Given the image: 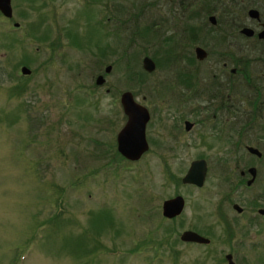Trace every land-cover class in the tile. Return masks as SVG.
<instances>
[{
    "label": "rangeland",
    "instance_id": "374dc122",
    "mask_svg": "<svg viewBox=\"0 0 264 264\" xmlns=\"http://www.w3.org/2000/svg\"><path fill=\"white\" fill-rule=\"evenodd\" d=\"M141 1L11 0L12 17L0 14V111L14 114L18 105L33 104L19 121H0V264H225L229 235H236L233 243L241 245L239 226L247 224L249 239L256 240L236 247V260L264 264V218L249 221L246 212L226 226L219 218L223 193L214 174L201 189L181 185L193 157H174L176 152L173 157H157L160 151L155 148V155L152 149L137 161L109 157L117 152L116 133L126 119L121 92L131 91L145 105H176L178 58L171 65L155 61L156 70L146 72L142 58L152 57L153 48L131 31L135 23L143 28L163 17L159 12L167 14L168 8L179 11L180 0H156L158 7L136 17ZM187 2L182 0L183 5ZM256 5L261 10L264 0ZM126 20L132 21L127 25ZM39 21V34L49 30L42 41L33 39L31 32ZM70 29L79 33L77 42L68 38ZM169 33L160 27V38ZM177 36L178 31L173 38ZM51 41L63 46L51 48ZM24 53L31 73L26 85L17 89L24 90L9 96V87L21 83L15 76L23 64L15 65L24 60ZM107 65L109 73L104 72ZM98 74L105 77L103 85L95 84ZM158 88L166 94L157 93ZM176 193L186 197L188 206L181 218L167 221L161 205ZM59 200L62 212L54 228L48 219L59 211ZM103 207L101 213H111L113 223L105 222L99 230L92 213ZM223 208L236 215L230 204ZM170 226L175 233H170ZM187 228L201 230L213 244L182 242L179 235ZM83 234L92 237L86 239L88 248L97 244L94 251L84 253L62 243L66 236L73 240ZM169 235L176 240L173 250L170 242L159 241ZM136 245L140 250L126 251Z\"/></svg>",
    "mask_w": 264,
    "mask_h": 264
},
{
    "label": "flooded vegetation",
    "instance_id": "af4514ba",
    "mask_svg": "<svg viewBox=\"0 0 264 264\" xmlns=\"http://www.w3.org/2000/svg\"><path fill=\"white\" fill-rule=\"evenodd\" d=\"M159 3L157 1L151 7H158ZM234 3L235 0L206 1L205 16L201 0H188L186 5L180 0L179 6L176 4L179 11L168 8L167 14L159 12L165 19L176 16L179 25V63L174 75L178 87L176 105L169 101L167 105H145L134 97L146 107L149 115L145 131L146 152L155 148L160 151L155 155L152 150L157 157H173L175 152L174 157H193L180 178L181 185L201 189L210 175L219 177L218 188L223 193L219 218L229 227L233 225L234 218H241L246 212L249 213V221L250 217L264 218V213L260 212L264 209V38L259 37L264 29V9L260 10L256 4L248 6L246 0H238L237 6ZM170 4L172 6L171 1ZM229 5L236 6V10ZM212 8L216 10L212 11ZM251 9H256L257 14H251ZM163 28L167 30L168 26L164 25ZM245 28L250 29L251 33L243 32ZM62 46L63 43L56 42L54 49ZM197 48L203 51L201 55ZM168 62V65L172 64ZM156 66L155 62L153 71ZM157 91L166 94L161 92L167 90L158 88ZM121 110L126 122L127 116L122 106ZM118 132L117 152L109 157H125L117 148ZM194 161H204L202 185L183 181ZM237 194L239 197H236ZM177 195L184 199L183 209L177 216H164L161 205L162 217L167 221L181 218L187 209V199L181 193L163 202ZM240 203H248L249 206ZM226 204L231 205L236 215L224 211ZM248 225L239 226L243 230L238 240L242 246L246 241L256 240V237L249 239ZM184 230L195 231L209 239L207 243H185L206 247L213 244L214 239L203 235L199 229ZM235 240L236 235L230 234L227 239L229 248L224 253L225 264H228V254L235 264H245L236 260L240 250L235 248L241 245L234 244Z\"/></svg>",
    "mask_w": 264,
    "mask_h": 264
},
{
    "label": "trees",
    "instance_id": "16d2710c",
    "mask_svg": "<svg viewBox=\"0 0 264 264\" xmlns=\"http://www.w3.org/2000/svg\"><path fill=\"white\" fill-rule=\"evenodd\" d=\"M206 1H211V0H201V4H202L201 8H202L203 12H206V13H204V16H205V14H207V11L205 10V7H204V4H205ZM260 1H263V0H246V3L248 4V6H252V5H255L256 3L260 2ZM155 4H156V0H155V2H153V1L152 2L151 1L144 2L142 0L141 1V5H140V9H139L137 15H135V16L138 17L139 14L142 13V12L153 10L151 6L155 5ZM150 7H151V9H150ZM125 8H126V6H125ZM218 9H220V8H218ZM262 9H264V7H262ZM211 10L215 11L216 8H212ZM87 15L89 16V18L91 17L89 14H87ZM160 16H162V15H160ZM136 17H135V21L134 22H137ZM131 21L132 20H130V21L126 20L125 24L129 25L131 23ZM160 21H161V23H160ZM166 21H167V23L163 24ZM40 24H42V21H39L37 24H34L32 26V28H31V32L33 34L32 38L37 40V41L38 40L42 41V40L46 39V37L48 36V31H49L48 29H46V30L42 29L43 30L42 34H39L38 30H39ZM135 25H136L135 29H132V31H131V34H132L131 36L138 35L139 36L138 38H139V40H141V42L147 43V44L152 46V48H153L152 57L157 63H159L161 60H164L165 62L166 61L167 62L168 61H177V58H178V47H177L178 46V44H177L178 40L173 38V37L176 36L178 28H179L176 16L169 17V18H166V19L164 18V16L163 17H159V18H153V19H151L149 21V23L145 24V26L143 28H142V26L139 25V23L138 24L135 23ZM164 25L168 26V30H169V28H171L172 33H169V36L166 35L168 37H163L162 36L160 38V35H161L160 34V27H162ZM131 27H133V25ZM70 30L71 31L68 30V32H67V36H69L68 38H70V36H71V40H75L77 42V40L79 38V33L76 30H74V31H72V29H70ZM6 33L8 34V32H6ZM35 34H38V35H35ZM130 40H131V37H130ZM128 43L126 45L127 47L130 46V44H128ZM49 46L51 48H55V46H56L55 41H51L49 43ZM127 47H126L125 50H127ZM125 50H124V53H126ZM23 55H24V57H23L24 60H21L20 63L18 62V64L15 65V67L16 66L18 67L19 65H22V64L23 65H28L29 57H28L27 53H24ZM158 57L162 58V59H159ZM168 63H173V62H168ZM15 78L16 79L17 78L21 79V83H20V80H19V83H15V85H13L12 87H9V92H8L9 96H15L14 93L16 95L21 93L22 89L21 90H17V89L20 86L24 87L26 85L25 81L27 79H25V78H28V76L27 75H22L20 73V74L16 75ZM35 103L36 102H34V104ZM31 105H33V104L29 103V104H22L20 106L18 105L17 112H15L14 114L11 113V110L8 111V112L4 111L5 109L1 110L0 111V121H8V125H10L12 123H15L17 120L19 121L20 118H21V114L22 113H23V115H26V114L28 115L29 114V112H30L29 106H31ZM9 116H12V118L9 117ZM61 190H63L62 192H64V188H62ZM60 203H61V200L58 201L59 211L57 213H55L51 218L48 219V221H52L53 220L54 228H55L56 224L58 222H60L59 218L61 217V212H62V207H61ZM103 209H104V207L101 208L99 212L92 213V215L96 216V220L93 222L94 225H95L94 227H97L99 230H102V225L105 222H108L109 224L113 223V220L111 219V213L102 214L101 211ZM107 212H112V210L111 211L108 210ZM58 227H59V225L57 226V228ZM169 229L171 230V226L168 227V230ZM163 230H164L165 234L168 233V230L166 228L163 229ZM84 232H86V231H84ZM170 233H175V231L171 230ZM170 236L171 235H169L167 238L164 237V238H162L159 241H160L161 244H168L170 242V249L173 250L174 249L173 245H174V242L176 240L173 239L172 237H171V240H170ZM86 239H92V237H89L88 234H83V235H81V237L78 236V237H75L72 240V239H70L69 236H66V237L63 238L64 241L62 243L64 245H69V244L74 245L76 248L80 249L84 253L88 252V250L91 251V252L94 251L97 248V244H93V247L88 248ZM147 242H149V241H146L144 243H147ZM140 247L141 246L136 245L131 250L128 249L126 251L127 252L138 251V250H140ZM157 247H159L158 244L157 245H152L153 249H156ZM106 251L111 252L109 250H106Z\"/></svg>",
    "mask_w": 264,
    "mask_h": 264
},
{
    "label": "water",
    "instance_id": "95a60500",
    "mask_svg": "<svg viewBox=\"0 0 264 264\" xmlns=\"http://www.w3.org/2000/svg\"><path fill=\"white\" fill-rule=\"evenodd\" d=\"M0 13L7 18H11L13 14V9L11 5V0H0ZM251 14H257L256 9L250 10ZM212 19L214 17H211ZM18 26V23H14ZM243 32L251 33V30L245 28ZM259 37L264 38V29L259 33ZM199 55L203 53L201 48H197ZM142 68L146 72H151L155 68L154 60L146 55L142 58ZM21 73L27 75L31 70L23 65L21 67ZM111 70V65H107L104 69L105 73H109ZM105 82V77L103 74H98L95 79L96 85H102ZM120 104L124 109L127 116V120L122 128L117 134V148L118 151L124 155L126 159L135 161L139 160L141 155L146 152L148 148L146 140V123L148 121V111L146 107L134 99L133 93L129 90H125L120 95ZM201 168V170L198 169ZM199 170V171H198ZM205 175V165L204 161H194L191 165L188 173L183 177L184 182L195 183L197 185H202ZM184 205V199L182 196L177 195L173 198L167 199L162 204V214L166 217H174L181 213ZM264 213V209L260 210ZM180 239L186 242H197V243H207L209 239L202 236L201 234L192 231L184 230L180 234ZM228 264H235L232 260L231 255H227Z\"/></svg>",
    "mask_w": 264,
    "mask_h": 264
}]
</instances>
